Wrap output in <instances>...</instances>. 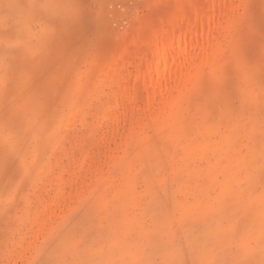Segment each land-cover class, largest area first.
Wrapping results in <instances>:
<instances>
[{
  "label": "rangeland",
  "instance_id": "1",
  "mask_svg": "<svg viewBox=\"0 0 264 264\" xmlns=\"http://www.w3.org/2000/svg\"><path fill=\"white\" fill-rule=\"evenodd\" d=\"M216 1L199 3L217 12ZM33 2L0 0V54L13 47L6 62L15 68L7 93L11 99L5 100L0 90V115L11 119L17 136L14 151L0 145V195L5 194L3 183L16 189L12 202L0 206V264H72L83 259L122 264L130 253L158 255L155 239L143 235L153 196L171 202L211 189L213 197L223 198L247 158V134L237 132L229 138V126L219 111L197 114L194 88L183 102L180 137L170 134L179 120L166 113L173 104L147 101L142 80L128 93L134 67L122 65L117 54L103 66L102 56L129 40L132 21L126 24L120 19L114 24L98 50L92 49L94 34L61 26L56 39L44 43L43 54L32 57L27 42L39 44V37L32 36L41 31ZM236 5L246 7L237 13ZM224 6V16L216 15L208 24L212 31L205 50L197 41L189 47L193 61L207 56L200 76L231 63L234 15L250 14L258 23L264 13V0H224ZM115 7L120 8V0H115ZM132 41L121 50L129 61L153 48L137 38ZM214 41L220 43L216 50ZM253 55L258 59L259 52ZM153 61L148 57L137 64L143 76ZM187 87L191 88L189 81ZM68 99L75 101L77 110ZM105 106L107 117L100 119ZM162 106L164 112L155 116ZM202 123L205 139L196 129ZM22 158L31 172L23 169ZM251 212L234 217V223L243 229L254 221L258 230L261 209L257 206ZM85 226L98 249L89 256L66 246L69 235ZM166 238L165 255L172 264H196L197 257L181 233L173 230Z\"/></svg>",
  "mask_w": 264,
  "mask_h": 264
},
{
  "label": "snow or ice",
  "instance_id": "2",
  "mask_svg": "<svg viewBox=\"0 0 264 264\" xmlns=\"http://www.w3.org/2000/svg\"><path fill=\"white\" fill-rule=\"evenodd\" d=\"M161 7L153 0H34L33 13L40 20L39 34L27 42L32 57L41 56L44 43L57 37L61 26L70 25L81 32L94 34L92 49L104 46L110 30L120 19L148 22L151 14ZM245 5H236L239 13ZM234 39L231 63L222 71L201 75L193 89V101L200 112L219 111L227 122L229 138L237 132L247 134L249 152L237 179L229 186L223 198L213 197L211 189L196 191L187 197H174L171 202L163 196H153L149 204V223L143 235L155 239V251L130 253L122 264H172L166 257L173 230L186 238L197 257L196 264H264V13L257 23L250 14H236L230 22ZM259 52L258 59L253 55ZM13 47L0 54V90L8 97L15 68L7 63ZM91 57V56H89ZM258 85V86H257ZM62 128V126H61ZM17 136L10 118L0 115V145L14 151ZM4 195L0 206L12 202L16 189L3 183ZM225 201L227 203L225 204ZM261 209L259 228L255 222L243 229L234 223V217L243 212L251 216L255 207ZM233 211L229 214L228 210ZM202 213V215H198ZM195 217V218H194ZM91 230L73 232L66 241L67 248L83 256L94 254ZM151 246V245H150ZM59 264H64L60 261ZM72 264H96L92 259L74 260Z\"/></svg>",
  "mask_w": 264,
  "mask_h": 264
},
{
  "label": "bare ground",
  "instance_id": "3",
  "mask_svg": "<svg viewBox=\"0 0 264 264\" xmlns=\"http://www.w3.org/2000/svg\"><path fill=\"white\" fill-rule=\"evenodd\" d=\"M199 1L200 0H155V3L160 4L161 7L154 11V16L150 17L146 24L139 21L132 23L134 29L133 34L131 30L132 36L130 35L128 38L130 41H132V39L134 40V38L136 40L137 38V40L139 39L144 46L145 43L153 46L152 50L149 53H142V51H140L139 55L137 52V60H135V58L134 62L129 61L128 57L125 58L127 55L124 56L121 52L123 48L128 47L129 40L127 39L128 41L125 40L120 42L117 46L107 50L102 56L103 66L109 61L108 59L113 54H117L122 65L126 64L134 67V72L132 74L133 78L129 85H126L128 93H130L131 90L133 91L135 83L142 80L145 81V84L142 83L145 86L147 101L159 100V102L167 103L168 106L173 104L169 107L166 113L170 117H177V119H179L177 121V129L174 130L172 128L173 132H170V134H175L177 137L183 136L182 130L178 128V126L180 127L183 124L181 118V112L184 109L183 102L186 101L188 92L194 88L196 79L201 74V65L207 63V60L205 59L207 56L205 57V55H202V57L197 59L198 62L193 61L194 57H192V52H189L190 48L193 45V42L195 44V41H197L196 43H198L200 49L202 50L204 48L205 50V44L209 41V22L214 19L216 15H221L220 17H222L225 14L224 11H222V7L225 8L226 6H224V0L216 1L218 3L214 6L216 7L217 12L214 10L215 8L213 6L214 9L212 7H203ZM211 31L212 30H210V32ZM219 44L218 41L214 44L215 50ZM132 54L130 55L132 56ZM148 57L154 58V64L151 71L143 76L139 70V66L137 67V64L145 62ZM211 71H221V69ZM187 81L190 82L191 88H186ZM182 94L183 96L180 97L182 100H180L179 96ZM68 102L77 110L75 101L73 103L72 99H68ZM107 107L105 106L100 111L98 118L101 119L108 114ZM164 108L165 107L162 106L161 110L154 112V115H161L164 112ZM78 111L80 112V109ZM204 127L206 126L202 123L199 124L196 129L202 132L205 139L207 130ZM40 138H43V136H40ZM22 161L23 169L30 171L25 158H22ZM32 174L34 173L32 172Z\"/></svg>",
  "mask_w": 264,
  "mask_h": 264
}]
</instances>
